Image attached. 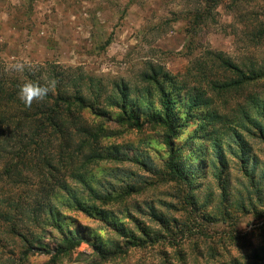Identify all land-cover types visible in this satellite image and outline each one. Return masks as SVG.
Returning <instances> with one entry per match:
<instances>
[{
    "label": "rangeland",
    "instance_id": "1",
    "mask_svg": "<svg viewBox=\"0 0 264 264\" xmlns=\"http://www.w3.org/2000/svg\"><path fill=\"white\" fill-rule=\"evenodd\" d=\"M237 1L230 9L235 1L222 0L213 9L214 19L194 28L186 16L195 11L196 0H0V64L10 68L14 62L25 61L28 66L50 62L80 67L108 88L113 82L140 85L143 73L162 69L185 81L191 90L206 89L207 80L224 76L222 70L212 71L209 51L223 52L238 63H264V39L254 45L246 36L255 26L264 25V0ZM201 67L207 69L208 77L201 74ZM252 89L250 93L264 98V78ZM244 96L215 98V106L234 113L245 102ZM185 112L182 109L180 114L183 119ZM199 123L182 122L176 146L186 149V158L193 154L188 143L205 142L196 137ZM107 125L113 134L104 141V159L89 174L90 185L86 188L69 180L71 189L76 198L107 211L110 223L117 221V227L139 235L157 233L160 240L152 243L146 238L147 243L133 247L114 227L103 223L101 215L62 208L68 227L78 222L91 228L89 235L100 236L103 244L108 245L110 238L126 252L102 261L84 244L57 264H216L221 260L264 264V259H254L264 256V177L259 179L262 191L256 193L239 162L231 161L224 177L227 189L209 172L194 191L198 203L190 205L187 189L163 171L168 155L159 130ZM249 142L263 173L264 140L249 138ZM91 190L107 204L93 200ZM16 193L17 189L8 187L0 196L16 199ZM155 215L170 223L163 226ZM8 236L7 230L0 229L2 264L8 253L19 254V239ZM211 246L219 249V256L209 255ZM49 260L50 256L37 254L27 264Z\"/></svg>",
    "mask_w": 264,
    "mask_h": 264
},
{
    "label": "trees",
    "instance_id": "2",
    "mask_svg": "<svg viewBox=\"0 0 264 264\" xmlns=\"http://www.w3.org/2000/svg\"><path fill=\"white\" fill-rule=\"evenodd\" d=\"M221 1L196 0L195 11L186 16L189 24L194 28L208 25V20L214 19L213 9ZM234 1L230 9L237 5L238 1ZM262 25L255 26L253 33H246L250 43L261 44ZM208 59L212 71L222 70L224 76L207 80L206 89L192 90L185 81L162 69L143 73L140 85L113 82L108 88L80 67L47 62L17 72L0 64V193L8 187L17 189L16 199L0 196V229L7 230L9 238L20 241L17 257L15 252L8 253L4 264H27L29 257L37 254L50 256L47 264H57L84 244L102 261L125 254L124 248L114 240L107 239V245L99 241L100 236L89 235L91 228L78 222L73 228L68 227L69 218L62 214V208L101 215L103 223L114 227L126 238V244L133 247L147 243L146 238L152 243L159 242L157 233L143 231L139 235L117 227V221L110 223L107 211L76 198L68 182L74 180L88 188L92 168L105 157L104 141L113 134L108 122L137 130L150 126L162 133L168 155L163 171L171 181L187 189L190 205L198 203L193 199L194 191L209 172L223 190L227 189L224 177L231 161L239 162L256 193L262 191L259 179L264 177V172L258 171L259 162L249 138L264 140V98L250 93L264 78V63H238L215 51L208 52ZM206 70L204 67L201 74L208 77ZM53 80L56 87L44 101L26 107L19 100L17 93L23 83L46 85ZM247 91L248 95L244 96ZM242 95L245 102L234 113L222 112L215 106V98L225 100ZM182 109L187 110L184 119L180 116ZM193 119L200 122L196 137L207 144L201 140L188 143L186 147L193 154L186 158V149L177 148L176 140L182 122ZM92 193L93 200L107 204L106 199L95 191ZM62 195H67L66 200ZM156 218L163 226L170 223L163 216ZM209 255L214 258L220 251L211 246ZM254 259L259 262L264 256ZM216 264L244 263L221 260Z\"/></svg>",
    "mask_w": 264,
    "mask_h": 264
},
{
    "label": "clouds",
    "instance_id": "3",
    "mask_svg": "<svg viewBox=\"0 0 264 264\" xmlns=\"http://www.w3.org/2000/svg\"><path fill=\"white\" fill-rule=\"evenodd\" d=\"M27 62H14L10 66V70L23 72ZM56 87V81H50L46 85H41L37 82L28 81L19 86L18 98L26 106L31 107L34 102H42L46 99L52 89Z\"/></svg>",
    "mask_w": 264,
    "mask_h": 264
}]
</instances>
